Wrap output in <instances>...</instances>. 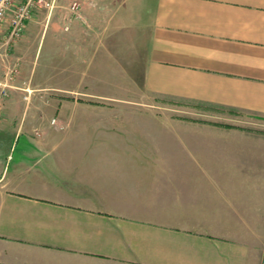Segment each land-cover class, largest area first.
<instances>
[{"label": "crops", "instance_id": "0c3cea01", "mask_svg": "<svg viewBox=\"0 0 264 264\" xmlns=\"http://www.w3.org/2000/svg\"><path fill=\"white\" fill-rule=\"evenodd\" d=\"M144 2L147 15L144 8L133 11L130 25L109 29V20L99 21L95 54H109L147 94L264 117V0ZM73 5L83 21L74 17L70 26L74 54L83 56L74 76L83 80L68 90L85 92L92 78L96 2ZM101 107L62 101L54 119L87 120L101 135L46 128L34 133L36 120L29 117L21 120L27 132L4 135L0 264H264V230L258 249H251L234 223L264 220V132L189 116H92L91 109ZM130 119L173 126L178 147L116 148L119 140H135L121 134ZM107 124L115 128L107 131ZM21 136L25 142L18 147ZM103 140L112 148H93ZM93 156L129 165L126 171L110 166L109 177L107 171L94 176L86 164ZM135 166L150 174L163 171L165 181L156 187L144 181L139 190V171L128 170ZM137 196L151 202L136 207Z\"/></svg>", "mask_w": 264, "mask_h": 264}, {"label": "rangeland", "instance_id": "374dc122", "mask_svg": "<svg viewBox=\"0 0 264 264\" xmlns=\"http://www.w3.org/2000/svg\"><path fill=\"white\" fill-rule=\"evenodd\" d=\"M24 2L25 0H18ZM53 7L44 6V2H51ZM96 7L93 8V21L96 26L92 27V78L90 87H86L85 92H72L68 88L82 84V77L74 76L77 70V62L81 57L74 54V38L71 24L76 17L82 21V13L74 14L71 9L75 0H42L33 9L30 19L27 21L25 29L21 36L14 42L10 50L9 60L16 64L18 74L14 78L13 87L9 89V95L6 99L7 106L2 109L0 118V149L5 150L7 141L4 135L14 134L17 130L27 132L25 125L21 126V120L29 117L30 120H36L30 125L34 133L44 131L60 133H82V134H103L102 130H97L96 125L89 124L87 120L76 118L74 121H61L58 118L57 105L62 101H80L103 106L102 109H91L92 116L106 117L108 120L114 118H132V117H180L189 116L193 118H209L214 121L229 123L235 130L240 131H262L264 132L263 116H239L231 111L221 108L195 107L187 106L179 102H171L154 95L147 94L138 85L130 83L128 78L123 76L119 63L109 54L101 58L100 54H95L99 45V36L103 30L98 28L99 21L103 25L105 20H109V29L116 23H133V11L144 8L143 16H146V4L143 0H94ZM146 3V0H144ZM105 8V9H104ZM102 9V10H101ZM98 10V11H95ZM106 13V14H105ZM83 22V21H82ZM95 25V24H94ZM93 25V26H94ZM6 27V25H5ZM82 28L83 25L80 24ZM83 28L80 29L82 32ZM82 43V41H81ZM96 46V47H95ZM103 51V48H102ZM101 53V52H100ZM103 53V52H102ZM106 58V61H105ZM104 59V60H103ZM82 67V66H81ZM82 69V68H81ZM101 74V75H100ZM137 101L139 105H126L118 102ZM45 118L48 124L44 123ZM28 119V120H29ZM135 119V118H133ZM129 123L124 122L122 136H134V141L119 140L116 148H165V145L171 144L177 146L175 137H171L174 131L171 125L165 124L162 129L158 126L148 124L146 121L136 122L130 119ZM29 122V121H28ZM239 124V125H238ZM245 124V125H243ZM44 125V126H43ZM44 127V128H43ZM107 131L115 128V125L107 124ZM165 128V130H164ZM115 130V129H114ZM151 135H163L162 140ZM166 134V135H164ZM25 135V134H24ZM166 137V138H165ZM25 137L19 138V144L25 142ZM17 140V139H16ZM16 143V141H15ZM14 143V146L16 145ZM178 147V146H177ZM93 148L109 149V141H94ZM121 158L96 157L90 158L86 164L91 166L94 176H104L106 171L108 177L114 172L110 166H117L122 170H127V162H121ZM138 165V163H137ZM135 166L128 170L138 172L139 190L147 181L155 187L165 181L166 173L155 170L150 174ZM115 170V169H114ZM99 179V178H98ZM133 200V199H132ZM136 207H143L144 202H151L147 198L137 196ZM130 205V206H133ZM238 229V235L248 242L251 249H258L260 239L263 236L264 220L259 221H237L234 222ZM240 230H242L240 232Z\"/></svg>", "mask_w": 264, "mask_h": 264}, {"label": "built area", "instance_id": "2783aa9c", "mask_svg": "<svg viewBox=\"0 0 264 264\" xmlns=\"http://www.w3.org/2000/svg\"><path fill=\"white\" fill-rule=\"evenodd\" d=\"M41 2L42 0H0V118L4 101L18 74L16 64L9 60L11 47L21 36L34 7ZM44 6L52 8V1L44 2ZM72 8L76 9V6Z\"/></svg>", "mask_w": 264, "mask_h": 264}]
</instances>
